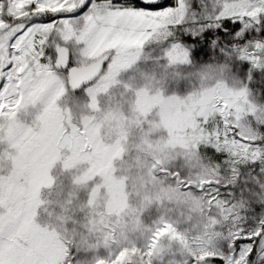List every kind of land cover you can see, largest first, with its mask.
<instances>
[{
  "label": "snow or ice",
  "instance_id": "obj_1",
  "mask_svg": "<svg viewBox=\"0 0 264 264\" xmlns=\"http://www.w3.org/2000/svg\"><path fill=\"white\" fill-rule=\"evenodd\" d=\"M143 2L144 7L133 8L119 0H0V128L6 126L14 132L22 181L10 194L13 219L6 229L0 228V264H76L73 249L35 222L36 193L42 184L51 185L49 169L62 152L70 153L65 168L87 162L88 178L103 177L113 196L112 214L118 216L126 207L123 184L113 175L112 167L113 159L122 152L119 143L105 147L96 122H73L57 101L68 88L86 84L89 107L96 109L97 96L116 82L117 74L136 60L150 40L169 45L165 56L170 61L187 62V51L173 39L176 30L185 25V0H175L174 6L167 8L157 0ZM216 2V11L185 30L195 34L231 20L232 34L239 39L264 17V0ZM238 55L253 67H264V40L243 44ZM137 95L145 113L153 105L159 107L172 143L196 150L201 145L211 146L225 155L233 172L241 160L264 161V149L253 147L258 135L245 131L241 124L246 115L256 112L244 88L233 90L220 84L187 99ZM38 104L43 105L42 110L31 123L19 119L20 113L27 115V110ZM175 178L190 193L210 194V206L214 201L217 207L224 203L215 199L219 194L213 186L219 180L204 176L185 180L180 173H175ZM228 212L223 246L191 249V264H214L217 260L249 264L253 246L264 247V213L246 224L238 212ZM165 236L187 247L176 228L161 220L146 250L133 248L131 254L121 250L115 264H136L138 253L147 257L140 264H152V257L160 251V238ZM49 249H54V255L48 254ZM97 264L106 262L101 259Z\"/></svg>",
  "mask_w": 264,
  "mask_h": 264
},
{
  "label": "rangeland",
  "instance_id": "obj_2",
  "mask_svg": "<svg viewBox=\"0 0 264 264\" xmlns=\"http://www.w3.org/2000/svg\"><path fill=\"white\" fill-rule=\"evenodd\" d=\"M139 1L141 5L133 6L119 0L133 8L144 7L143 0ZM157 4L172 7L175 0H157ZM185 5V25L176 30L173 39L187 51V62L170 61L165 56L169 45L150 40L136 60L117 74L116 82L97 96L96 109L89 107L86 84L68 88L57 101L59 107L71 114L73 122H96L105 147L119 143L122 148L121 155L112 161L113 175L122 182L126 197V207L118 216L110 212L113 196L103 177L97 174L88 178L87 162L65 168L64 161L70 155L67 151L49 169L51 185L42 184L36 193V224L73 249L76 264H97L101 259L115 264V256L121 250L130 254L133 248L146 250L161 220L176 228L187 247L168 236L160 238V251L152 257V264H191V249L223 246L228 209L242 215L246 224L264 213V161L241 160L233 172L225 155L211 146L221 156L204 153L208 145L196 150L172 143L159 116V107L153 105L145 113L137 95L187 99L220 84L233 90L244 88L256 112L246 115L241 124L245 131L258 135L253 147L264 149V67H253L238 55L243 44L264 40L259 24L242 32L239 39L231 30L215 32L221 23L193 34L185 28L211 15L218 4L216 0H185ZM205 33L209 35L204 36ZM42 107H30L27 115L19 114V119L31 123ZM13 137L11 129L0 128V228L4 229L13 219L10 194L15 185L22 183ZM179 166L186 170L181 172ZM175 173L185 180L200 176L219 180L213 186L219 194L215 199L224 203L217 207L214 201L210 206V194L190 193L176 180ZM105 210L106 220L101 216ZM48 254L54 255V249H49ZM135 259L140 264L147 257L138 253ZM249 264H264V247L253 246Z\"/></svg>",
  "mask_w": 264,
  "mask_h": 264
},
{
  "label": "trees",
  "instance_id": "obj_3",
  "mask_svg": "<svg viewBox=\"0 0 264 264\" xmlns=\"http://www.w3.org/2000/svg\"><path fill=\"white\" fill-rule=\"evenodd\" d=\"M125 2L133 3L132 4L133 6H139L142 4L139 0H125ZM225 24H227L228 26L225 27ZM232 28H233V23H230L228 20V21L221 23V25L215 30V32H220V30H231L232 31ZM259 32H260L261 37L264 39V17H261V19H260ZM205 35L208 36L209 33H205L204 36ZM206 42H208V40ZM204 153H206L207 155L212 156V157L214 154L221 156V154H217V153L213 152V150L209 146H206V148L204 149ZM174 170H178V167H177V169H174ZM179 170L181 172H184V170H186V169L184 167L179 166ZM164 210H166V209H164ZM164 210H162V212H165ZM147 215L148 214H145V216H147Z\"/></svg>",
  "mask_w": 264,
  "mask_h": 264
},
{
  "label": "clouds",
  "instance_id": "obj_4",
  "mask_svg": "<svg viewBox=\"0 0 264 264\" xmlns=\"http://www.w3.org/2000/svg\"><path fill=\"white\" fill-rule=\"evenodd\" d=\"M106 211H107V210H105V213H101V216H102L105 220L107 219Z\"/></svg>",
  "mask_w": 264,
  "mask_h": 264
}]
</instances>
